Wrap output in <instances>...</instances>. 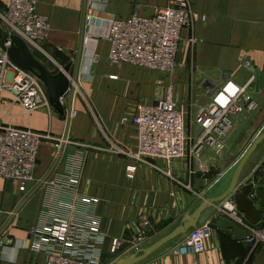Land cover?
<instances>
[{"label":"crops","instance_id":"crops-1","mask_svg":"<svg viewBox=\"0 0 264 264\" xmlns=\"http://www.w3.org/2000/svg\"><path fill=\"white\" fill-rule=\"evenodd\" d=\"M170 3L171 0H38L37 11L49 23L45 48L66 57L75 53V62L63 65L70 64L66 75L74 90L72 111L68 124L66 102H62L63 113L49 100L47 106L25 112L19 104L2 96L5 98L0 101V123L47 133L50 139L39 146L32 182L21 186L16 180L0 177V264H46L45 253L32 248L31 230L54 216L78 223L97 218L103 237V261L111 255L113 239L125 246L133 242L141 229L142 217L149 222L145 229L148 238L143 244L147 247L180 226L201 202L221 195L228 188L237 164L264 123V0H189L191 22L183 31L175 69L180 71L171 75L181 84L176 92L183 104H178V108L189 119L188 103L184 104L189 102L190 110L197 109L207 101L208 88L227 78L246 85L258 104L254 111L241 114L247 119L240 129L234 127L233 133H238L234 134L223 158L218 162L206 159L196 166L185 157L174 158L170 163H158L160 169L137 164L133 177L127 178L125 167L134 160L108 150L111 142L135 150L132 117L138 103L151 102V98L147 95L139 99L136 86H132L136 85L138 72L154 71L108 63L109 45L98 23L133 14L153 16ZM84 11L85 15L91 14L93 23L84 24L78 77L73 82ZM96 55L99 59L94 64ZM92 64L95 68L91 81L87 76ZM47 69L51 71L50 67ZM75 83L85 85V92L91 88L95 94L79 95ZM44 90L46 93L45 87ZM64 134L67 140L86 144L81 166L76 167L70 160L82 149L64 144L47 177L61 183L59 190L53 187L52 190L47 179L36 189L53 166L60 150L56 143L64 140ZM70 170L79 173L75 188L66 183ZM263 173L264 138L247 158L237 183L260 184ZM83 196L96 198L97 202L81 203L79 198ZM221 203L209 204L198 216L195 227L206 222L211 225L198 253L177 251L182 238L195 228L190 227L134 264H264V243L237 240L231 229H219L211 224L222 216L218 209ZM262 220L253 226L259 227ZM131 254L130 249L112 261L118 258V262Z\"/></svg>","mask_w":264,"mask_h":264},{"label":"built area","instance_id":"built-area-1","mask_svg":"<svg viewBox=\"0 0 264 264\" xmlns=\"http://www.w3.org/2000/svg\"><path fill=\"white\" fill-rule=\"evenodd\" d=\"M37 2L9 0L0 13V30L3 34L0 45V96L4 92L10 94L25 112L48 105L44 86L32 72L15 64L4 48L10 46L11 35L20 37L29 48L47 40L49 23L44 15L38 13ZM191 17L189 0H171L170 4L160 8L153 16L133 14L127 18L100 21L98 27L102 30L101 35L109 45L108 63L129 64L162 74H172L177 66L182 34L190 25ZM85 20L87 25L93 23L89 13L85 15ZM257 107L246 85H239L227 78L208 88L207 101L197 107L195 115L187 119L178 108L172 86H169L163 97L148 103H138L132 117L136 133L135 150L130 151L112 142L108 150L134 160V163L125 167L127 178L133 177L137 164L160 169L158 163H170L174 158L184 157L188 149L196 158L205 149L219 155L234 130V118L245 111H254ZM195 131L199 132L196 137L192 135ZM48 139L50 136L47 133L0 123V177L16 180L21 186L32 182L38 164L39 146ZM60 142L56 143L57 149L61 143L63 146L74 144L82 149L70 160L76 167H80L86 144L66 138ZM66 179L67 185L75 188L79 182V173L70 170ZM49 184L52 190H59L61 185L55 180H49ZM79 200L85 204L97 202L96 198L87 196ZM218 209L223 217L249 231V241H257L263 229L247 222L232 200H223ZM141 219V229L129 244L132 253L142 248L148 238L145 229L149 222L143 217ZM210 231L209 222L190 230L182 238L177 251L198 253L203 247V239ZM31 234L34 236L32 248L45 253L46 264L103 262V237L97 218L78 223L69 218L54 216L49 222L33 228ZM111 245L112 252L121 244L119 240L113 239Z\"/></svg>","mask_w":264,"mask_h":264},{"label":"water","instance_id":"water-1","mask_svg":"<svg viewBox=\"0 0 264 264\" xmlns=\"http://www.w3.org/2000/svg\"><path fill=\"white\" fill-rule=\"evenodd\" d=\"M84 24L85 11L83 12L80 46L77 54L75 72L73 74L74 82L77 80L78 77L79 63L84 39ZM1 38L2 34H0V45L2 44ZM9 38L11 42L10 46L8 48H4L9 58L22 69L32 72L40 80V82L46 89L50 104L58 112L63 113L64 107L62 102H66L67 122L69 124L72 111V99L74 94V90L70 87V80L66 75L70 64L66 65L65 67H63L62 70L54 74L49 71L38 59L35 58L27 44L20 37L16 35H11ZM65 138L66 134H64L63 136V139ZM263 138L264 132L255 136L253 142L251 143L249 148L244 152L239 163L237 164L231 176L228 188L221 195L212 198H207L206 200L201 202L198 208L186 220H184L180 226L175 228L168 235L156 240L153 244L147 247L140 248L138 251L132 253L130 256L123 258L115 264H134L138 262L162 244L174 238V236L183 234L190 227H195L200 212L209 204L221 202L229 197L232 198V201L235 204L237 211L243 215L247 222L253 225L258 224L262 220L264 213V179L260 184L255 183L253 181L243 185L238 184L237 180L247 158L254 150L258 142ZM62 147L63 145L61 144L58 156L56 157L53 166L38 184L36 189L39 188L41 184L47 179L52 169L56 165L57 161L61 156L60 154L62 153ZM17 211L18 209L15 212ZM211 224L219 229H231L234 234V238L237 240L248 239L250 237V233L246 229L240 227L239 225L235 224L233 221L229 220L226 217L221 216L218 218V221L216 223ZM128 246L129 245H126L125 248H128Z\"/></svg>","mask_w":264,"mask_h":264},{"label":"rangeland","instance_id":"rangeland-1","mask_svg":"<svg viewBox=\"0 0 264 264\" xmlns=\"http://www.w3.org/2000/svg\"><path fill=\"white\" fill-rule=\"evenodd\" d=\"M7 0H0V13L3 11V9L5 8ZM1 24V23H0ZM91 25V24H90ZM89 25V26H90ZM1 28V25H0ZM2 34V33H1ZM3 36V34H2ZM45 41H42L40 43H38L36 45V47H30L29 49L31 50L32 54H34L35 58L38 59L45 67L49 68L52 72L58 71L60 69H63V65L65 63L71 62L70 64L75 62V53H72L70 56L66 57L63 54L59 53L58 51L55 52H50L45 48ZM46 49V50H45ZM179 49V48H178ZM99 56L96 55L93 59L94 64L97 62V60ZM94 68L95 66L92 64V67L90 69V73H88V78L89 80L92 81V77L94 75ZM143 69V68H142ZM177 69V66H176ZM180 69L178 68L177 72H179ZM176 72V71H175ZM176 72V73H177ZM172 74H162V73H158V72H153V73H148L146 71L144 72H138L137 74V80H136V85H133L132 87L137 88L138 90V98L139 99H143L146 98V96L150 95L149 98H151V100H155L158 98H161L164 96L166 89L169 86H172V92H173V96H175V101L177 103V105L179 104H183L182 101H179V99H177L178 94L176 91L180 90V82L177 79H173V76L171 77ZM111 78H116V75H110ZM172 79V80H171ZM39 80V79H38ZM171 80V81H170ZM40 81V80H39ZM81 82V81H79ZM83 82V81H82ZM93 82L89 83L92 84ZM75 87V92L76 90H78V94L80 95V93H82V95L84 97H86V95H90L91 94H95L94 91L90 90L88 92H85V85H81V83H75L74 85ZM141 94H143L141 96ZM3 95H6V99L5 100H11V102H14L12 99V96L8 93H2V95L0 96V101L4 100V98L2 97ZM11 96V97H10ZM140 96V97H139ZM145 96V97H144ZM9 97V98H8ZM89 97V96H87ZM143 97V98H141ZM188 103V104H187ZM187 104V105H186ZM189 102H186L184 104V106L186 105V107H188V113H190V115H192V113H194V115L196 114L197 109L194 110L189 108ZM23 109V108H22ZM190 117V116H189ZM246 115H241L239 114L238 116H236L233 120L235 126L237 125V129L241 128V125L244 124V122L246 121ZM236 129V130H237ZM261 131V132H260ZM235 132V131H234ZM264 132V123L261 126L260 130H259V134ZM195 134H192L194 137H196L198 135L199 132H193ZM238 133V132H237ZM237 133H231V135L228 137V139L226 140L225 146L223 147L221 153L218 155H214L211 153L210 150L205 149L198 158H196V156L191 152V150H187L186 154H185V158L188 160V162L195 163L194 166L196 165H201V163H199L200 161H204L206 159H208L209 161H213V159L215 160V162H218V160H220L221 158H223L226 154V152L229 149L230 144L233 141V136L234 134L237 135ZM194 191H196L194 189ZM200 192H198L199 194ZM262 230L260 236L257 239V242L259 243H264V220H262L261 225L259 226ZM126 246L124 244H121L119 247L116 246V248L111 252V255L108 257L107 260H105L102 262V264H113L117 261L114 260L112 261L113 258L115 257H122V254H124L126 251L128 250H132V248L126 249ZM112 248V245H111ZM122 253V254H121ZM112 261V262H111Z\"/></svg>","mask_w":264,"mask_h":264},{"label":"bare ground","instance_id":"bare-ground-1","mask_svg":"<svg viewBox=\"0 0 264 264\" xmlns=\"http://www.w3.org/2000/svg\"><path fill=\"white\" fill-rule=\"evenodd\" d=\"M73 81V80H72ZM74 82V81H73ZM61 146V145H60ZM251 225H253V224H251Z\"/></svg>","mask_w":264,"mask_h":264},{"label":"trees","instance_id":"trees-1","mask_svg":"<svg viewBox=\"0 0 264 264\" xmlns=\"http://www.w3.org/2000/svg\"><path fill=\"white\" fill-rule=\"evenodd\" d=\"M261 224V223H260Z\"/></svg>","mask_w":264,"mask_h":264}]
</instances>
